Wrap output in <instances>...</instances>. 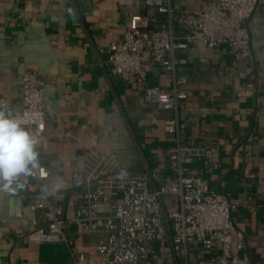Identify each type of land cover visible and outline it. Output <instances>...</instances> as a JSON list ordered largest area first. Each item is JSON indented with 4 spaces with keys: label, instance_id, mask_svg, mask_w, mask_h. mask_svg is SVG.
<instances>
[{
    "label": "crops",
    "instance_id": "0c3cea01",
    "mask_svg": "<svg viewBox=\"0 0 264 264\" xmlns=\"http://www.w3.org/2000/svg\"><path fill=\"white\" fill-rule=\"evenodd\" d=\"M177 9L196 8L210 0H173ZM147 13L144 0H0V86L9 108L20 110L21 76L33 71L46 83L45 144L37 150L39 162L51 173V198L65 201L64 215L74 217L77 194L71 190L74 172L85 167L89 154L126 152V170H161L169 178L164 121L172 112L143 100L134 83L109 75V47L122 39L129 20ZM251 54L236 58L228 47L191 46L183 56L191 60L178 68L188 79L189 97L180 107L185 142L213 156L219 169L197 160L196 176L205 178L221 198L237 206L232 214L246 236L247 248L233 253L248 264H264V1L248 22ZM236 67L235 87L244 86L240 99L225 89L222 70ZM148 84L171 87L167 72L145 66ZM31 176L24 187L0 192V264H73L64 244H34L24 236L31 220L42 214L29 207ZM161 182H152L157 190ZM121 195L107 192L100 210ZM162 213L179 208L170 196L161 198ZM87 264H105L95 246L98 236L78 226L66 230ZM18 244V245H17ZM151 264H217L220 249L206 250L192 242L187 248L173 243L172 234L147 244Z\"/></svg>",
    "mask_w": 264,
    "mask_h": 264
},
{
    "label": "built area",
    "instance_id": "2783aa9c",
    "mask_svg": "<svg viewBox=\"0 0 264 264\" xmlns=\"http://www.w3.org/2000/svg\"><path fill=\"white\" fill-rule=\"evenodd\" d=\"M264 0H210L196 8L177 9L173 0H144L147 13L130 18L122 39L109 47V75L135 84L148 103L161 111L172 112L164 121L168 136L169 178L162 180V172L154 168L149 172L133 174L126 170V152L109 155L89 154L85 167L74 172L71 190L77 194L74 217L64 215L65 201L51 198V173L42 163L34 169L28 184L29 207L42 214L43 223L31 220V230L24 239L34 244H64L73 264H87L85 253L77 252L66 230L81 227L98 236L96 253L105 264H151L147 244L160 242L172 234L173 243L187 248L196 242L206 250L220 249L213 258L217 264H248L233 253L247 248L246 236L238 229L232 214L237 206L221 198L216 188L193 173L197 160L219 169L213 156L185 142V124L180 120L181 104L188 99V79L179 75L178 68L191 60L183 56L191 46L205 44L209 48L228 47L229 53L240 59L251 54L248 22ZM148 64H155L167 72L171 87L148 84ZM225 78V89L240 99L244 86L235 87L236 67L220 72ZM21 109L9 108V114L23 120L25 127L38 138V148L45 144L46 83L42 76L27 71L21 76ZM0 103L6 104L1 94ZM152 182H161L157 190L149 189ZM121 195L103 213L100 206L107 194ZM170 196L179 202V208L165 220L161 198ZM18 245V244H17Z\"/></svg>",
    "mask_w": 264,
    "mask_h": 264
},
{
    "label": "clouds",
    "instance_id": "9594fccd",
    "mask_svg": "<svg viewBox=\"0 0 264 264\" xmlns=\"http://www.w3.org/2000/svg\"><path fill=\"white\" fill-rule=\"evenodd\" d=\"M38 138L23 120L9 114L0 103V192L14 193L24 187L20 178L34 175L39 167Z\"/></svg>",
    "mask_w": 264,
    "mask_h": 264
}]
</instances>
